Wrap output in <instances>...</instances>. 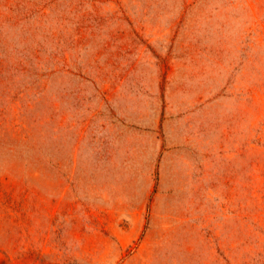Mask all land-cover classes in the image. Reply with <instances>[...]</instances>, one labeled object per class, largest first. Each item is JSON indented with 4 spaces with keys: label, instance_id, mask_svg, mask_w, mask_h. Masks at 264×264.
<instances>
[{
    "label": "rangeland",
    "instance_id": "rangeland-1",
    "mask_svg": "<svg viewBox=\"0 0 264 264\" xmlns=\"http://www.w3.org/2000/svg\"><path fill=\"white\" fill-rule=\"evenodd\" d=\"M0 264H264V0H0Z\"/></svg>",
    "mask_w": 264,
    "mask_h": 264
},
{
    "label": "crops",
    "instance_id": "crops-1",
    "mask_svg": "<svg viewBox=\"0 0 264 264\" xmlns=\"http://www.w3.org/2000/svg\"><path fill=\"white\" fill-rule=\"evenodd\" d=\"M172 151H174L172 148H169V149L166 150V152H168V153L165 154V155L167 156V158H170V157H172V155H174V153H173ZM179 178H180V177H178V180H179ZM140 222H141V221H140ZM142 223H143V222H142ZM150 228H151V224H150V222H149V228H147L146 231L148 232ZM130 232L133 233V234H135V236H138V235L142 232V224H141V226H140L139 228H135V229L132 228V229L130 230ZM145 240H146V235H145V236L142 238V240L140 241L137 250L139 249V247H141V246L143 245V243L145 242Z\"/></svg>",
    "mask_w": 264,
    "mask_h": 264
}]
</instances>
